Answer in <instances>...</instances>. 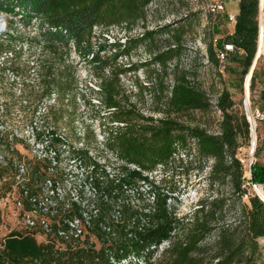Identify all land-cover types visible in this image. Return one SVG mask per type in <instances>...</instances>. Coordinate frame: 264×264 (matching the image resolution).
<instances>
[{"label":"trees","instance_id":"1","mask_svg":"<svg viewBox=\"0 0 264 264\" xmlns=\"http://www.w3.org/2000/svg\"><path fill=\"white\" fill-rule=\"evenodd\" d=\"M153 1L0 0V71L16 72L13 60L25 51L21 94L32 117L38 112L42 119L41 124L31 123V129L35 142L43 146L42 155L28 157L17 148L20 143L28 149V143L0 129L1 196L16 192L24 220L21 229L0 238V264H264V201L247 193L237 156L251 140L241 100L236 105L227 89L219 92L215 106L221 118L217 131L210 132L180 120L190 111L211 107L206 92L185 72L173 79L164 107L158 109L160 117L142 113L123 89L121 76L151 61L165 64L176 50L167 48L140 63L118 62L156 32L129 34L144 21ZM260 13L264 17L260 0H238L233 31L217 43L220 48L226 42L233 45L243 76L258 47ZM120 26L128 35L112 40L104 36ZM207 50L213 60L211 44ZM72 53L87 65L96 88L85 83L78 92ZM251 77L252 84L255 74ZM259 97L264 101V88ZM80 99L97 106L112 165L100 163L86 147L71 145L65 130ZM63 155L75 166L86 167L74 197L58 191L64 181ZM208 160L209 185L226 182L236 198L247 195L229 220L224 219L229 204L223 196L198 199L188 213L178 215L170 201L173 191L164 188L169 169ZM251 180L264 184V164H252ZM27 214L33 225L26 223ZM76 226L81 230L77 236ZM37 235L44 239L38 241Z\"/></svg>","mask_w":264,"mask_h":264},{"label":"rangeland","instance_id":"2","mask_svg":"<svg viewBox=\"0 0 264 264\" xmlns=\"http://www.w3.org/2000/svg\"><path fill=\"white\" fill-rule=\"evenodd\" d=\"M206 2L207 0H154L151 2L146 9L144 21H139L134 25L129 34L137 35L143 29H153L156 32L151 40L140 44L130 55L119 57L118 62L128 65L129 63L148 61L154 53L174 47L176 50L172 52V58L165 64L151 61L148 64L140 65L136 71L121 76L123 89L142 113L160 117L162 113L158 109L164 107L173 79L180 72H185L189 81L206 92L211 107L205 111H190L186 115H182L180 120L189 125H200L210 132H216L221 116L215 106V100L224 88L230 92L236 105H239L243 94L244 76L242 65L235 51L228 55L222 71L219 70V62L216 56L214 55L213 60L208 57V45L211 44L215 50L213 38L216 37L218 41L220 39L223 41L225 37L222 33H225L228 27L224 17L207 13ZM165 24H168L167 29L160 30L159 27ZM260 31H264V23L260 25ZM124 35H128L124 26L111 27L104 33L108 40L116 37L122 38ZM70 60L76 64V76L79 80L78 92L84 91L81 88L84 89L85 83L96 88L87 65L78 61L73 53ZM13 62L16 72L0 71V129L6 130L9 134H14L28 143V149L23 144H17L20 152L28 155V157L40 156L43 146L33 139L31 123L41 124L42 119L38 112L35 117H32L31 111L25 106L21 94L26 71L25 51L23 50V53H20ZM252 73L255 74V78L251 84L252 77H250L247 92L255 104L261 106L264 105V101L259 97L260 90L264 88V54L256 59ZM162 88L164 91L160 94L163 97L160 102L158 91ZM89 96L86 94V100ZM91 102L96 103L97 100L91 98ZM96 111L97 106L84 103L82 99L78 100L75 105L72 125L65 132L67 131L73 147H86L89 154L96 157L100 163L112 165L110 163H113V158L104 148L103 126ZM255 161L264 164V122L259 124ZM210 163L211 160L200 164L192 162L191 164H184L180 168L169 169L166 172L164 188L173 191V198L170 201L178 215L188 213L198 199H210L218 195L227 199V205H229L226 206L224 219L229 220L234 215L238 205L247 202V195L236 198L226 182L209 185L206 176ZM75 164L66 155L62 156L60 169L64 173V181L60 184L58 191L71 197H74L76 191L80 189L81 178L86 168L75 166ZM160 174L158 172L156 175L159 176ZM259 192L264 193L261 189ZM247 193H253L249 186H247ZM1 195L2 192L0 191V238L12 229H21L24 226L22 212L16 204V192L10 191L4 196ZM233 201L235 206L232 205ZM43 239V236L37 235L38 241ZM211 239V237L208 238V241ZM260 242L264 243V238L260 239ZM166 244L163 243L159 246L157 255Z\"/></svg>","mask_w":264,"mask_h":264},{"label":"built area","instance_id":"3","mask_svg":"<svg viewBox=\"0 0 264 264\" xmlns=\"http://www.w3.org/2000/svg\"><path fill=\"white\" fill-rule=\"evenodd\" d=\"M225 10V4L223 0H207L206 2V11L209 14L212 15H218L222 13ZM228 21L229 22H235V16L228 15ZM264 23V17H262V14L260 13L259 16V26ZM215 48V54L219 62V70L222 71L225 67V62L228 58V54L234 50V47L231 43H224L223 46L217 47L218 38H213ZM256 57L254 58V60ZM254 63V61H253ZM250 67V70L245 74L244 76V82H243V94L241 98L240 108L242 112L244 113L246 120L249 124L250 133H251V140L250 144L248 146L240 148L237 156L239 161L243 165L244 169V178L246 179L247 185L251 188L252 192L257 195L262 201H264V198L260 197L258 190L261 189L262 192H264V184L260 182H254L251 180V167L252 164L255 162V152L258 145V136H257V127L258 124L261 121H264V105L258 106L252 101V98L248 95V81H250V77L252 75V66ZM17 206L20 207L21 203L19 201L16 202ZM34 215V213H31ZM25 221L29 225H33L34 220L30 214H27L25 216ZM42 225L44 228L47 227L45 222L41 220ZM77 228V226H76ZM80 229L77 228L75 230V236L80 234Z\"/></svg>","mask_w":264,"mask_h":264},{"label":"crops","instance_id":"4","mask_svg":"<svg viewBox=\"0 0 264 264\" xmlns=\"http://www.w3.org/2000/svg\"><path fill=\"white\" fill-rule=\"evenodd\" d=\"M223 1H224V4H225V10L222 13L218 14V15L224 17L225 24L228 27V30H226L225 33H222V35L224 37H226V36H228V35H230L232 33L233 28H234V22H229L227 16L229 14L233 15V16H235L237 14V12H238V0H223ZM261 54H264V50H260L259 51V49L257 48L256 59L259 56H261ZM256 59L254 60L252 69L255 66Z\"/></svg>","mask_w":264,"mask_h":264},{"label":"bare ground","instance_id":"5","mask_svg":"<svg viewBox=\"0 0 264 264\" xmlns=\"http://www.w3.org/2000/svg\"><path fill=\"white\" fill-rule=\"evenodd\" d=\"M258 49H259V51L264 50V31L259 32ZM258 193H259L260 197L264 198V193H260L259 190H258Z\"/></svg>","mask_w":264,"mask_h":264},{"label":"clouds","instance_id":"6","mask_svg":"<svg viewBox=\"0 0 264 264\" xmlns=\"http://www.w3.org/2000/svg\"><path fill=\"white\" fill-rule=\"evenodd\" d=\"M3 28H4L3 15H0V30H3Z\"/></svg>","mask_w":264,"mask_h":264},{"label":"water","instance_id":"7","mask_svg":"<svg viewBox=\"0 0 264 264\" xmlns=\"http://www.w3.org/2000/svg\"><path fill=\"white\" fill-rule=\"evenodd\" d=\"M264 6V0H260V7Z\"/></svg>","mask_w":264,"mask_h":264}]
</instances>
